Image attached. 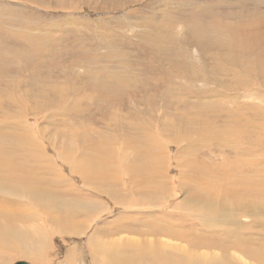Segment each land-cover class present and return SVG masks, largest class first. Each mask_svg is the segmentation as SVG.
Returning <instances> with one entry per match:
<instances>
[{
    "label": "rangeland",
    "instance_id": "374dc122",
    "mask_svg": "<svg viewBox=\"0 0 264 264\" xmlns=\"http://www.w3.org/2000/svg\"><path fill=\"white\" fill-rule=\"evenodd\" d=\"M168 1L0 0V111L8 113V115L5 113L3 116L0 114V121H4V126H6L14 118L16 122L33 124L31 127L36 128L32 129L34 134L38 130L43 133L41 144L48 149V155H51L48 157L52 158L50 161L53 162L55 170L57 172L62 171V176H66V179L76 186L69 187V192L62 188V195H68L65 200H75L73 205L77 206L71 210L76 211L75 213L83 210V207L79 206L84 204L85 197L88 196L83 193L87 192L83 188L84 185H81L84 189L82 190L79 187L81 183L74 182L73 178L68 175V165L63 161L66 153L73 155L84 151L85 148H94L93 153L110 151L119 154L125 152L126 157L132 159V152L123 149V141L129 142L133 138L134 132L132 130L135 129L134 131H136L140 125L145 124L149 131L153 134L156 133L153 136V142H157V146L161 147L159 150L154 149L153 153L147 150V161L154 165H161L164 178L159 180L164 186H159L157 189L156 187L151 189L140 187V190L144 188L145 191H137L136 193L132 188L135 195L131 201L134 198L139 203L141 201V205L127 210L129 214L133 212L132 216L126 213L125 207L112 206L110 198L105 199L99 196L96 200L99 204L101 203L102 207L93 204V212L92 210L89 211L91 217L89 215L88 219H75V223L80 228L83 226L80 233L85 230V235L66 237L57 234L50 235L55 234L49 232L48 222L50 220L47 222L44 218L38 219L37 225L42 223V226L48 229L47 232L49 233V237L46 238L48 239L47 242L50 243L46 253L47 264H90L89 253L85 247L88 234H93V232L91 231L92 228H88V226H99L102 230L106 226L103 225V222L113 223L116 214L121 212L122 217L128 216V219H134V217L150 219L149 216H154L160 220L182 218L185 220L183 224L185 228L191 226L189 219L193 221L194 219L215 220L213 213H206L203 216L196 214L192 206L196 202L187 204L189 198L190 201H194L192 198L196 197L199 202L205 201L210 204L215 201V198L221 200L224 193L222 190L227 188L230 182L242 177L253 176V171H255L258 162H261V167L258 169L261 170V200L256 201L253 198L244 200V203L240 202L235 206V211L230 207H225L222 219L239 220L252 230V232L249 230V233L255 236L259 233L260 237H264V229L262 228L264 225V127H261L260 122L257 125V122L261 120V113L257 114L250 110L257 107L261 112V109H264V99L258 100L259 96L264 98V79L262 71L258 69L261 67V59H258L257 56L251 59L246 65L249 72L233 68L245 77V83L250 85L253 90L243 93L244 95L234 92L231 83H228L229 79L227 77L221 78L216 70L211 73L204 70L205 78L213 80L214 83L217 82V78H220L219 86L222 89L224 85H228V87L218 91L229 97H226L227 102L230 100L228 103L225 102L224 108L218 116L211 119L210 117L209 119L206 118L209 112H203L202 109L194 106L192 102L195 101H191V104L185 102L189 99L187 97L184 100V97L181 96L183 101H179V104L177 101L176 107L171 100L172 94H165L169 89L168 86L174 90L177 89L173 98H178L180 91L178 85L183 84L181 81L183 78L180 77L178 68L183 66L186 61L197 62L199 46L208 45V39L213 38V36L209 34V38L205 40L203 35L207 31L204 30L200 37H196L193 27L195 23H187L188 15L186 13L183 16V21L175 23V17L166 12L170 11ZM158 6L160 8H157ZM165 17L173 19L165 20ZM186 24L191 26L190 30L184 27ZM225 34L218 33L219 36H214L216 38L222 36L221 38L226 39L228 34ZM217 44L218 40L215 39V47L208 45V55L214 53V50L218 48ZM244 50L235 52L240 56L245 54V57H250V51ZM240 62L243 63V61ZM199 66H196V69H200ZM199 72L197 70L190 73L189 77L192 87L195 89L203 88L202 83L205 84V81L198 84L194 83ZM98 80L105 81L106 85L96 88L95 83ZM183 81L185 82V80ZM241 82L243 80L235 84ZM100 87L101 89H98ZM239 89L236 91L238 92ZM112 91H119V93L116 96H107L114 94ZM243 91L244 89L241 88V92ZM253 92L258 98L251 96ZM13 98L21 105L22 101H26V104L22 105L27 110L26 116L19 114L21 106L16 105V102H11ZM18 98L21 100L19 101ZM112 99L119 104V108L113 107V110L110 109L111 111L106 110L107 104L113 103ZM199 99L211 100L206 95H200ZM219 99L224 101L222 95ZM49 100L52 102L50 110L57 111V116L51 113V116L44 117L43 113H40L44 101ZM212 100V102L217 101V99ZM246 103L247 105H244ZM35 109L36 111L33 113L32 111ZM235 110L241 117H238L239 119L236 117V122H233L230 113L224 112ZM186 111L189 112L191 118L182 122L177 112ZM164 112L170 115L167 117L169 121L172 120L169 124L163 123L164 120L162 121ZM12 113H16V117L11 116ZM193 115L196 116L195 119ZM119 119L120 122H118ZM215 120L219 121L214 122ZM243 121L244 123L249 121V127H243L245 125ZM171 122L174 124H170ZM176 124H180V127L177 128ZM226 125L232 127L227 128ZM230 129L237 130L235 132L237 136L232 137ZM7 130L3 128L4 132ZM70 133L74 136L71 137V141L64 139L65 134L68 137ZM221 136L223 137L221 138ZM223 141L229 143V148L221 147L220 143ZM141 143L142 139L135 141L137 153L139 150H143L144 144ZM234 144H238V146L235 147ZM231 146L235 148L232 149ZM55 148L57 150H54ZM54 157L55 159H53ZM235 161L237 162L234 163ZM140 162L142 163V161ZM191 167L198 169L200 173L199 183L204 186L205 192H201L199 189V197L191 191L193 186ZM111 168L112 172L114 167ZM187 172L189 173L187 174ZM126 176L123 174L121 184L118 186L120 187L119 190L124 186L123 195H127L130 183V179ZM202 182L205 184H201ZM208 184H212V188H217L218 196L214 199L208 195V186H210ZM186 185L193 196L187 194ZM50 191L53 195L45 199L37 200L32 195L30 202H34L35 199L36 202L30 208H36L37 211L45 214L50 210L49 204L58 205V200L55 198L56 193H54L55 189L51 187ZM146 195H149V198H146ZM200 196L203 198L200 199ZM211 199L212 201H210ZM92 200L94 203L95 198ZM146 200L151 205L146 207ZM154 201H162L158 204L160 207L153 204ZM218 205L223 206L220 201ZM103 207L104 209L107 208V211L101 212ZM92 214L94 216L101 215L96 224L95 222L91 223L94 217ZM256 224H260L261 228H255L260 226ZM262 242L264 243V241ZM71 247H75V250L70 254L72 259L70 263L65 261L64 256L66 250ZM19 261L37 264L22 258L9 259L5 264H14Z\"/></svg>",
    "mask_w": 264,
    "mask_h": 264
},
{
    "label": "bare ground",
    "instance_id": "6f19581e",
    "mask_svg": "<svg viewBox=\"0 0 264 264\" xmlns=\"http://www.w3.org/2000/svg\"><path fill=\"white\" fill-rule=\"evenodd\" d=\"M159 6L157 8H160ZM168 7L170 8V11L166 12L175 17V23H177V21H183V16H185L184 14L186 13L188 15L187 23H195L193 26L195 36L200 37L202 31L206 30L208 33H204L203 38L207 40L209 34H211L213 38L208 39V45L215 47V39H217L218 48L214 50L213 54L208 55L207 52L209 46H199V57L197 58V62L190 63L186 61L183 66L178 68L180 77L185 80V82L181 80L183 84H179L178 82V90H180L178 94L179 97L173 98V94L177 89L174 90L168 85L169 89H167L168 91H166L165 94H172L171 100L175 105L177 101L178 104L179 101H183L181 96L184 97V100L187 97L189 99L185 100V102L187 101L188 104H191V101H195L192 102L194 106H197V108L199 107L203 112H209L206 118H214L222 112V109L224 108L223 106L225 102H227L226 97H228L225 96L223 92L218 91L220 89L223 90L224 87H228V85H224L222 89V87L219 86L220 78H217V82L214 83L213 80L205 78L204 70L209 73L216 70V72L221 75V78L227 77L229 79L228 83H231V86L236 93L243 94L246 92L248 93V91L252 92L253 90L250 85L245 83V77L233 68L249 72L246 65L253 57L257 56L258 59H261V67L258 69L262 71L264 79V0H169ZM164 19L172 20L173 18L165 17ZM186 25L184 27L190 30L191 26L189 24ZM216 26H218L217 29ZM218 33L228 34L227 38L223 39L221 38L222 36L216 38L214 35H218ZM244 49L250 51V57H245V54H241L240 56L235 52H241ZM240 61H243V63ZM196 66H199L200 69H196ZM197 70L200 72L198 78L194 79V83L198 84L201 83V81H205V84L202 83L203 88L200 89L192 87V82L189 78L191 75L190 73H194ZM177 75L179 76L178 72ZM242 80L243 82L235 84ZM105 85V81L98 80V82L95 83L96 88ZM213 86L218 88L215 89ZM101 87L98 89H101ZM241 88L244 89L243 92H241ZM238 89L239 91L237 92L236 90ZM112 92H114V94L107 96H116V94L119 93V91ZM200 95H206L209 100H211L199 99ZM221 95L224 101L219 99L221 98ZM251 96L256 97L257 95L253 92L251 93ZM99 98L102 97L99 96ZM212 99H217V101L212 102ZM252 99L254 100L255 98ZM262 99L264 98L259 96L258 100L261 101ZM18 100L20 101L21 98H18ZM112 101L113 103L109 105L107 104L106 110H110L111 108L113 110V107H116L117 109L119 108V104L114 102L113 99ZM205 101L213 103L214 105L212 106ZM233 101L235 102V100ZM241 101L243 102L244 100ZM11 102H16V105L19 104L21 106V109H18L20 115H27V113H25L27 112L26 108L22 107V105L26 104L25 100L22 101V105L14 98L11 99ZM51 104V100L44 101L42 110H40V113H43L42 115L44 117L47 115L51 116V113H53L54 116H57V111L50 110V108H52ZM228 105L230 107V103ZM244 105H247V103ZM238 109L239 108L237 107V110ZM237 110L224 113H230V118L233 122H236V117H241L238 116ZM250 110L257 114L261 113V120L257 122V125H259L260 122L261 127H264V109H261V112L257 107H253V109ZM35 111L36 109L32 112L34 113ZM166 112H164L162 121L164 120L163 123L169 124L172 120H168L167 117L170 115ZM5 113L8 115L7 112ZM5 113L0 111L2 116ZM177 114L182 122L191 118L187 111L177 112ZM11 116L16 117V113H12ZM193 117L194 119L196 118L194 115ZM120 121L121 120L119 119L118 122ZM217 121L219 120H215L214 122ZM202 122L204 123V121ZM4 123V121H0V264H5L9 259L12 260L14 258L28 259L32 263L37 264H47L48 260L46 253L47 249L50 247V243L49 241L47 242L48 239H46L49 237V233L47 232L48 229L49 232L55 233L50 235L57 234L65 237L69 235H85V230L80 233L83 226L80 228L79 225L75 223V219H85L89 215L91 217V212L89 213V211L92 210L93 212V204L102 207L101 203L99 204L97 202V197L100 196L105 199L110 198L112 206L116 205L115 207H125L126 213L129 214L127 210H131V208L141 205V201L139 203L135 198L131 201V198L135 195L133 194V191L136 193L137 191H145L144 188L151 189L156 187L157 189L159 186H164L159 180L164 178L161 165H154L147 161V150H150L153 153L154 149L159 150L161 148L157 146V142H153V136L156 133L153 134L149 131L146 124L140 125L138 127L139 129L137 128L138 130H132L134 132H132L133 138L129 142L122 140L124 142L123 149L125 148V150H130L132 152V159L127 158L125 152L119 154L110 151H106L105 153H103L104 151L101 153H93L92 151L94 148H85L84 151L73 155H67V153L65 155L63 154L65 156L63 157L64 160L63 158L61 159L68 165V175L73 178L74 182L81 183H79V187L84 185L83 188L87 191L83 192L80 190V192L86 193V196L88 197H85L84 204L79 206L83 207V210L79 213H75L76 211L71 210V208L77 206L73 205L75 200H65L68 195H62V188L69 192V187L76 186L71 181L67 180L66 176H62V171L57 172L55 170L53 162L50 161L52 158L48 157L51 156L48 155V149L41 144L42 137L44 136L43 133L38 130L37 133L34 134L32 129L34 130L36 128L31 127L33 124L19 121L16 122L14 121V118L11 119L6 126H4ZM249 123V121H246L243 127H249ZM170 124L174 123L171 122ZM121 127L123 129V126ZM176 127H180V124H176ZM226 127L230 128L232 126L226 125ZM3 128L8 130L4 132ZM165 130L166 129L164 128V131ZM230 131L232 137L236 135L235 132L237 130L230 129ZM68 135L69 136L67 137V134H65L64 139H70L71 141L74 136L71 133ZM223 136H221V138ZM139 139H142V143L145 147L143 146V150H139L137 153V146L134 144L135 141H138ZM150 141H152L151 144H149ZM220 144L222 145L221 147L229 148V143L227 144L225 141ZM234 146L236 147L238 144H234ZM235 147L231 146L232 149ZM54 150L57 149L55 148ZM53 159H55V157ZM140 161H142V163ZM236 162L237 161L234 163ZM116 163H118V165H116ZM234 163L232 164L234 165ZM115 165L117 166L116 168ZM111 167H114L112 172ZM260 167L261 162H258L255 171H253V176L242 177L234 182H230V184H228L229 186L222 190L224 193L222 197L220 195L221 200L215 198L218 196L217 188H212V184H208L210 185L208 186V195L213 199L215 198V201L211 204L205 201L199 202V199L196 197L192 198L194 201H190L191 199L188 197L189 200L187 201V204H190V202H196L192 205L196 214L203 216L206 213H213V216H215L214 218H216L215 220L213 218V220L209 219L204 221H201L202 219H194V221L189 219V224L191 226L185 228V225H183L185 220L182 218L160 220L156 219L154 216H149L150 219H137L138 217L128 219V216L122 217L121 212L116 214V217L113 216L115 217V220H113L114 222L112 221L113 223L109 224V222H103V225L106 226H104L105 228H102V230L99 226L93 227L89 225L88 228H92L91 231L93 234L89 233V235L87 233L88 238H86L87 242L85 248H87V253H89L90 264H264V243L262 242L264 241V237H260L259 233L257 234L258 236L249 233L250 229H248L246 224L239 220L222 219L223 209L225 207H230V209L234 210L235 206L244 200L252 198L256 201L261 200V170H258ZM191 169L193 172V176L191 175V181L193 182L191 191L195 193V196L199 197L198 195L200 194H198V191L200 189L201 192H205L203 188L204 186L199 183L198 177H200V173L198 172V169L195 167H191ZM188 173L189 172H187V174ZM123 174L127 175L130 179L129 187L127 186V195L122 194V191L125 190L123 188L124 186H122L121 190H119L120 187H118L121 184ZM201 184L204 185L205 183L202 182ZM104 186L107 187L103 189L102 187ZM51 187L55 189L54 193H56L55 198L58 200V205L49 204L50 210L48 209L49 212L45 214L37 211L36 208H30L32 204L34 205L36 199H45L48 198V196L53 195L50 191ZM140 187H144L143 190H140ZM47 188L49 190H46ZM83 188L82 190H84ZM186 192L188 195L193 196L188 186L186 187ZM32 195L36 198L34 202H30ZM148 196L149 195H146V198H149ZM93 198H95L94 203L92 200ZM201 198L203 197L200 196V199ZM206 198L208 199V197ZM210 201H212V199ZM219 201L223 206L218 205ZM148 202L149 201L146 203V207L147 205H151V203L148 204ZM161 202L162 201L152 203L157 206ZM103 211H107V208L104 209L103 207L101 212ZM132 214L133 212L129 215L132 216ZM100 217L101 215L94 216L91 223L95 222L96 224ZM43 218L46 219L47 222L50 220L48 222V229H45L42 226V223L37 225L39 222L38 219ZM255 228H261V225L256 226ZM262 228L264 229V225H262ZM250 232H252V230H250ZM169 241L174 242L170 243ZM73 250H75V247L66 250L64 256L65 261L72 262L70 254Z\"/></svg>",
    "mask_w": 264,
    "mask_h": 264
},
{
    "label": "water",
    "instance_id": "95a60500",
    "mask_svg": "<svg viewBox=\"0 0 264 264\" xmlns=\"http://www.w3.org/2000/svg\"><path fill=\"white\" fill-rule=\"evenodd\" d=\"M14 264H28V263L23 262V261H19V262H16V263H14Z\"/></svg>",
    "mask_w": 264,
    "mask_h": 264
}]
</instances>
